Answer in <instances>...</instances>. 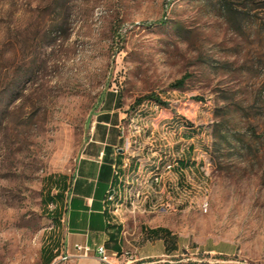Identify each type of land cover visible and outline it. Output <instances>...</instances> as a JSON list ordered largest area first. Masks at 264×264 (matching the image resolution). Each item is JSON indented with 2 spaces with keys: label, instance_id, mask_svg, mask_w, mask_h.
<instances>
[{
  "label": "rangeland",
  "instance_id": "1",
  "mask_svg": "<svg viewBox=\"0 0 264 264\" xmlns=\"http://www.w3.org/2000/svg\"><path fill=\"white\" fill-rule=\"evenodd\" d=\"M112 94L134 171L127 199L149 191L146 212H127L141 244L160 229L176 250L163 264L213 243L236 261L203 264H264V0H0V264H45L60 246L67 197L49 177L71 186ZM150 94L166 104H135ZM222 119L243 141L230 136L219 161ZM166 167L174 203L157 207Z\"/></svg>",
  "mask_w": 264,
  "mask_h": 264
},
{
  "label": "crops",
  "instance_id": "2",
  "mask_svg": "<svg viewBox=\"0 0 264 264\" xmlns=\"http://www.w3.org/2000/svg\"><path fill=\"white\" fill-rule=\"evenodd\" d=\"M121 136L105 139L99 135L90 139L85 153L80 157L71 182V198L65 203L66 220L61 238V244L54 251L59 252L50 260L45 258V264H99L96 249L105 244L111 253H121L125 249L132 251L133 261L130 264H163L165 257L175 255L173 245H166L167 237L161 231H151L144 244L139 241L145 233L131 230L128 226L131 219L127 216L135 214L129 210L127 197L130 191V178L134 171L127 174L124 167L126 155L121 150ZM196 147L191 145L181 162L185 166L192 160L189 156ZM207 153V152H206ZM208 154V153H207ZM195 158V157H192ZM140 164L133 159L132 167ZM112 187L118 194L114 201L108 199V191ZM67 192V191H66ZM66 194V193H65ZM117 205H120L117 209ZM144 210L143 212H146ZM131 216V215H130ZM133 217V216H132ZM135 218V217H134ZM88 244L92 247L89 257H78L75 244ZM68 254L69 258L63 259ZM186 264H203V258L216 256L222 262H234L231 256L236 254L233 245L213 243V245L196 246ZM160 258V259H156Z\"/></svg>",
  "mask_w": 264,
  "mask_h": 264
},
{
  "label": "trees",
  "instance_id": "3",
  "mask_svg": "<svg viewBox=\"0 0 264 264\" xmlns=\"http://www.w3.org/2000/svg\"><path fill=\"white\" fill-rule=\"evenodd\" d=\"M186 81V78H182L179 79L177 81H175L174 83H172V86L175 88H183L184 83ZM146 100H155L163 105H165L166 103H164V101H162V99L158 96V95H154V94H150V95H145L143 97H139L136 101L135 104L137 106H140L141 104H143ZM107 105V111H105L103 114L100 115V119H99V123L97 124L96 128L100 130H103V133H99L98 135L100 136V138L105 139V137L108 135L109 139L112 137H117V134H115L113 129L114 127L117 126L118 124V120H119V115L118 113H111V110H113V108H118L121 106V98L120 96L114 95L112 94V97L106 102ZM217 116L219 115L218 110H216ZM104 124H110L111 127H106V125ZM226 121L224 119H222L221 121H218L217 123H215L214 125V129H213V134H214V142H213V151H212V158L213 159H218L219 161H221L222 157H223V149L225 148V143H229L231 140V137H233L236 140V144H240L241 141H243V138L241 136H239L237 134V132H235L234 134H232L229 131H225V128H228L226 126ZM231 136V137H230ZM238 146V145H235ZM183 161V160H182ZM190 162L188 164H186L185 166L189 165ZM49 180L52 183H55V185L57 187H59V191L57 193L58 197L63 198L64 194L66 193V191L68 190L69 186H68V177L66 175H60L59 178L55 179L53 176L49 177ZM48 199L51 202H55V198L54 196H52L51 192L48 193ZM57 210H58V206H57ZM154 231L159 232L160 229H155ZM47 253L45 255V251L44 252V256L45 258L48 256V259L52 260L55 257V249H46ZM44 258V261H45Z\"/></svg>",
  "mask_w": 264,
  "mask_h": 264
},
{
  "label": "built area",
  "instance_id": "4",
  "mask_svg": "<svg viewBox=\"0 0 264 264\" xmlns=\"http://www.w3.org/2000/svg\"><path fill=\"white\" fill-rule=\"evenodd\" d=\"M128 142L129 139L126 142V145H124V147L121 148V150L125 153L126 158H125V162H124V167H127V165H129L130 163H127V154H128ZM172 169V167H166V169H164L161 172V176H164V185H161V193L163 192H167L169 195V200L160 201L159 203H157V207H171L172 203L171 202L172 199H174L175 197L173 196L172 193V179L167 176L166 173H170V170ZM112 192V187L109 189L108 191V195L107 197H109V194ZM149 191L146 192H139V196L140 195H148ZM66 202H68L71 198V189L70 187L68 188L67 192H66ZM179 201H177L175 199V203H177ZM138 205H145V210H146V203H139V198H137L136 203L134 205V211H135V218L138 214H136V207ZM66 217V216H64ZM75 248L77 249L78 253L77 256L78 257H89L91 252H92V247L88 244H80L77 243L75 244ZM96 252L98 254V259H99V264H130L133 261L132 258V251L130 249H125L123 250L121 253H111V251L108 249V247L105 244L99 245L96 249ZM69 258V255L66 254L63 259H67Z\"/></svg>",
  "mask_w": 264,
  "mask_h": 264
},
{
  "label": "bare ground",
  "instance_id": "5",
  "mask_svg": "<svg viewBox=\"0 0 264 264\" xmlns=\"http://www.w3.org/2000/svg\"><path fill=\"white\" fill-rule=\"evenodd\" d=\"M155 179H156V181H160L161 177H160V176H157V177H155ZM139 192H142V190H141V189H133V190L131 191L130 198L127 199V200L129 201V203H130V206H131L132 211H134V205H135V203H136L137 198H139V201H140V197H141V195L139 196ZM117 198H118L117 191H116L115 189H112V192L109 194L108 199L111 200V201H114V200H116ZM116 207H117V209H119L120 205H117ZM140 207H141V205H138V206L136 207V211H137L138 208H140ZM134 212H135V211H134ZM64 216H65V214H64L63 217H62L63 221L66 220V217H64Z\"/></svg>",
  "mask_w": 264,
  "mask_h": 264
}]
</instances>
